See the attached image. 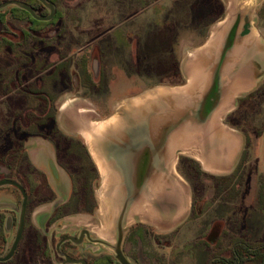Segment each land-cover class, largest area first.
<instances>
[{"label": "rangeland", "instance_id": "rangeland-1", "mask_svg": "<svg viewBox=\"0 0 264 264\" xmlns=\"http://www.w3.org/2000/svg\"><path fill=\"white\" fill-rule=\"evenodd\" d=\"M9 1L27 3L39 16L46 17L50 13L37 0H0V4ZM47 1L57 10V17L49 23H38L31 16L27 20L28 13L16 6L0 10V30L13 35L11 39L17 50L22 45H17L21 42V31L28 34L22 47L29 54L30 90L37 92L38 82L42 80L47 85L58 86L61 93L59 98L53 91L50 99L44 102L37 94L31 95L29 109L24 111V116L22 111L14 114L17 120L14 132L7 134V146L13 151H0L1 157H5V152H14L19 158H25L26 147L45 153L46 161L54 167L50 171L45 166L49 184L57 193L53 199H61L55 205L70 200L73 207L81 209L82 215L87 216L86 209L93 212L92 217H78L63 224L87 225L94 233L98 232L109 248L95 247L98 249L95 253L107 252L115 259L112 245H116L118 239V219L113 223L106 207V200L112 196L114 188L109 183V172L98 167L79 132L88 128L86 121L96 126L113 116L115 120L123 119L134 126L136 121L130 113L135 112L137 105L136 100L129 97L144 94L142 98L148 100L150 97L160 106L163 101L158 100V88L189 85L188 73L194 69L190 60L197 45L208 35L219 1ZM232 2L234 10L244 11L242 15L247 14L253 21V28L264 37V0H223L222 17L229 16ZM55 48L60 50V55L54 54ZM1 58L12 61L13 68L22 61L4 55ZM188 62L189 67L186 66ZM58 63L61 65L56 73L52 70L39 75ZM247 66L256 72V87L239 93L233 102L234 110L221 117L227 132L238 140L237 159L231 166L207 171L201 163L199 166L194 164L192 161H197L188 154L179 155L176 171L184 179L179 183L189 186L187 191L191 192L193 209L187 222L173 232L166 226L158 225L156 229L150 225L148 213L143 218L148 223L143 225L138 222L131 225L133 221L125 218L123 232L126 239L122 250L132 263L213 264L215 261L219 264L222 259L233 260L236 249L241 251L242 247L250 245L253 257L249 255L250 250H242L243 258L249 260L246 264H264V48L258 51L253 43L248 46L236 71ZM20 69L21 66L13 71L14 80ZM2 89L5 91L6 87ZM152 116L155 115L150 112L148 117ZM55 117L56 123H53ZM39 121L43 126H37ZM40 130L49 134L53 145L48 140L27 136V133ZM3 137L2 134L0 138ZM35 140L39 143L26 146ZM227 141L230 143V138ZM98 142H101L98 146L94 142V152L103 153L106 159L118 151L110 141L100 139ZM82 146L88 150L98 171L97 181L92 179L95 173ZM25 160L22 164H26ZM21 168L28 169L26 166ZM5 170L3 177L8 175ZM158 170L170 176L173 174L170 166L161 165ZM87 173L93 184L90 199L95 200V207L93 203H84L85 191L80 177ZM50 199L47 198L45 206L47 212L54 204ZM119 207L121 211L120 204Z\"/></svg>", "mask_w": 264, "mask_h": 264}, {"label": "flooded vegetation", "instance_id": "flooded-vegetation-1", "mask_svg": "<svg viewBox=\"0 0 264 264\" xmlns=\"http://www.w3.org/2000/svg\"><path fill=\"white\" fill-rule=\"evenodd\" d=\"M37 1L41 3L39 0ZM27 13L26 19L28 20L31 14L29 12ZM49 15L50 13L47 16ZM56 17L57 10L51 21ZM36 21L38 23L51 22ZM250 22L253 26V21L250 20ZM243 32L245 33L246 31L244 30ZM27 36V32H23L22 30L19 36L21 42L17 43L18 47L22 44L19 51L11 39L13 35H8L6 31L0 30V92H2L0 93V136H2V134L4 135L3 138H0V151H13L7 146L9 141L7 134L12 135L14 132L15 123L17 122L14 114H19L22 111L23 115L24 111L29 109L31 95L35 97L37 94L39 99L43 102L46 99H50V93L53 91L55 95H59V98L61 96L58 86L55 84L47 85L42 80H39L40 83L38 82L37 92L34 89L30 90V81L27 76L29 69V54H27V52L24 51V47H22L24 46V40L28 38ZM59 51V49L55 48L54 54L60 55ZM1 55L16 60H22L21 63L17 62L18 65L15 67L18 68L21 66L17 76H15V80L13 78V71L15 70L13 66H15V64L10 60L2 59ZM60 65L61 63L54 64L44 69L39 75H44L52 70L56 73L60 70ZM19 77H21V80ZM20 82H22V84H20ZM4 87H6V90L2 91ZM9 87L12 89L7 90ZM14 98L16 99L14 100ZM130 115L132 116L131 113ZM56 117L53 119V123H56ZM132 118L134 120L136 119L133 116ZM121 121L127 133H120L118 138L120 146L117 147L118 151L114 153L111 158L113 156H122L123 165L127 167V170L123 168L124 175L127 183H130L132 186L130 188L131 193L125 194L124 197L121 195V210H124L122 217L123 225L133 204L138 200L137 193L139 190L144 187L140 196H143L145 193L150 197V188L148 182L146 183L145 181L148 175L152 173V157L156 153L154 151L156 145L150 144L147 146L142 142L140 133L138 134L139 122L136 121V124L131 126L125 125L128 124L125 120L121 119ZM41 125L39 121L37 126L40 127ZM18 130L20 131V128H18ZM58 131L61 133L59 129ZM27 134V136L31 138L48 140V142L53 145V140L46 132L40 130L33 134ZM63 134L66 135L65 133ZM30 142H28L26 146L30 145ZM34 144L35 142L31 143V145ZM26 149L24 150L25 158H19L18 153L14 152L9 154L5 152V157H1L0 152V264H120L116 258H111L110 254L107 252L95 253V251L98 250L97 248L95 249V247L100 246L108 249L109 246L104 239L99 238V236L90 230L87 225L82 226L76 223L63 224V222L67 220L76 219L78 217H92L93 212L86 209V212H88L86 213L87 216L82 215L80 212L81 209L79 207H73L70 200L55 205V203L61 199H53L57 193L49 184V173L47 172L48 169L51 171V169L54 168L53 164L46 161L45 153L40 152L39 155L41 160L40 162H36V160L31 158L30 149ZM82 149L84 153H86V160L91 162L88 150L83 146ZM24 160L26 164H22ZM23 166H26L28 169L23 170L21 168ZM45 166H48V169L46 168L45 170ZM17 167L18 171L16 170ZM5 169L8 170V175L3 177V174L6 172ZM81 177L80 182L82 179ZM47 198H52L50 199L52 200L51 203H54L51 210L48 212L45 210V206L48 202ZM1 201H4V203H1ZM74 205L76 206L77 204ZM137 222L140 223V225L144 224L141 221ZM137 222H135L134 225H136ZM125 239L124 237L122 245L125 243ZM126 258L128 260L130 259L128 256H126Z\"/></svg>", "mask_w": 264, "mask_h": 264}, {"label": "bare ground", "instance_id": "bare-ground-1", "mask_svg": "<svg viewBox=\"0 0 264 264\" xmlns=\"http://www.w3.org/2000/svg\"><path fill=\"white\" fill-rule=\"evenodd\" d=\"M233 1L235 2L237 0ZM234 7L235 5L232 2L230 14L227 19L216 27L211 39L205 45V47L199 48L195 51L194 56L191 59V62H193L191 65L194 69L193 71H189V85L175 88H158L160 91L158 95L160 99L158 100H162V104L164 106H157L155 100L150 97L148 100L142 98L143 96L133 99L134 101L136 100L135 106L137 105L136 109L133 110L135 112H131L134 118L142 119L147 115V113L153 111L155 112V117H153V120L155 121L152 123V125L160 123V121L157 119L159 117L169 118L171 120L170 128L165 140V149L163 150L161 157L166 160L173 175H175L181 181H183V179L176 171V164L179 156L177 151L180 150L181 154L191 153L189 145L198 143V140H196L195 137L200 138V135L196 134L199 131L198 125L200 123L197 119L196 113L198 102L210 89L212 75L215 70L214 68L217 65L216 60L218 57H220L225 37L238 12V9L234 10ZM252 43L258 51L263 50L264 45L262 43V39L255 28H253V34L250 37L236 43L235 49L228 55V58L223 66L221 78H224L226 84L222 87V101L212 118L209 120L211 130H213L215 133L213 137H222L229 140L230 135L222 132L224 131V124L221 121V117L224 114L231 113L234 110L233 102L238 97L239 93L250 91L256 87L258 77H252V74L250 73L253 72V74H255L256 72L250 66L244 67L242 70L243 72L240 71L234 75H231L232 77H228L229 74L240 63L241 55L247 51L248 46H252ZM114 120L115 118H110L108 120L100 121L96 126H94V123L91 121H86L85 124L88 128L83 129L82 132H79L80 135L85 139L86 145L89 147L92 157L97 163L98 167H100L105 172L107 165L102 159V156L94 152V140L92 137H100L104 131L105 132L103 135L105 137H114L116 134L118 135V133L120 134V132H123V122L121 120ZM155 130L157 131V125L155 126ZM193 139L196 140L195 143L192 142ZM234 148L235 146L232 147L233 150ZM194 158L201 161L204 164L205 170L207 171L215 169L220 170L222 167L220 165L221 161L219 159L211 157L208 160V158L203 157L200 152H196ZM107 172L109 171L107 170ZM160 176H162L164 180H160ZM109 180V183H112L111 185L114 189L112 196L106 200V207L109 211L108 214H111L110 218H112L114 223L116 218L118 219L121 212L119 207L120 200L118 199V196L123 195L124 197L126 192L123 185L119 181V178L114 177L113 179L109 178ZM149 180L148 186L150 188L152 198H154L156 195L167 194L169 192L167 189H164L165 186L168 185L167 181L171 184L166 176L158 173ZM170 189L172 192L174 191L172 188ZM151 202L152 200H150V197L147 194H143L142 198L136 200L133 204L130 211L131 214L145 212L148 213ZM131 214L130 221L133 220V215ZM96 234L98 235L99 233L96 232ZM100 235H102V232H100Z\"/></svg>", "mask_w": 264, "mask_h": 264}, {"label": "crops", "instance_id": "crops-1", "mask_svg": "<svg viewBox=\"0 0 264 264\" xmlns=\"http://www.w3.org/2000/svg\"><path fill=\"white\" fill-rule=\"evenodd\" d=\"M218 1H219V5H218L219 9H218V12H217V15H216L214 21L211 23V25L209 27L208 35L205 36V39H204L205 41H203L202 44L197 45L195 51L198 50L199 48L205 47V45L211 39V37L214 33L213 31L216 29V27L219 24H221L222 22H224L228 17L227 15L225 17H222L223 8L221 5V2L223 3V0H218ZM228 8L229 7L227 6L226 10H228ZM258 34L260 35V37L262 39V43L264 45V37L260 33H258ZM190 62H191V60H190ZM191 63L193 64V62H191ZM186 66L189 67V62L186 64ZM235 70L236 69H234L233 71H235ZM175 87H179V86H175ZM175 87L173 86L172 88H175ZM143 95L144 94H139V95H135V96L129 97V98L135 99V98L142 97ZM113 117H110V118H113ZM209 120H206L204 122H200V124L198 125L199 131L196 134L200 135V138L195 137V139L198 140V143L189 145L191 153H188V155H189V157L195 159L194 156H190V154L200 152L202 154V156L205 158H208V160L211 157H213L215 159H219L221 161L220 165L222 167L223 166H231L230 164L232 162H234V160L237 159V156H238V151H239L238 140H237L236 136H233V134L231 135V132L230 133L227 132V129H226L227 126H225V125L223 128L224 131H222V132L225 134L227 133V135H230L229 136L230 137V143H228L229 141H227V139H224L222 137H213L215 135V133L213 130H211V127L209 125ZM63 133H65V132H63ZM167 134H168V132H164V133L162 132V135H163L162 138H165V140H166ZM152 135H153V133H150V137H152ZM157 135H158V132H157ZM96 137H94V142L98 146L99 144H101V142H98V141L100 139H105V137H103V136H100V137L96 136ZM143 139H145V142H144L145 145L149 146L150 143L147 141L148 140L147 134H144ZM149 139L151 140V138H149ZM195 139H193V141H192L193 143L196 142ZM231 140H232V142H231ZM104 141H106V140H104ZM221 141H224L225 144L223 145ZM34 142L37 144L39 143V141H37V140L33 141V143ZM31 143L32 142H30V144ZM232 146H235L234 150L232 149ZM158 148L161 151L165 149L164 146H161V145L157 146L156 145L154 151L156 152V149H158ZM88 149H89V147H88ZM89 152H90V150H89ZM30 154H31V158L33 160H36V162L37 161L40 162L41 157L39 155V151H36L34 149H30ZM186 154L183 153V154H179V155H186ZM99 155H101L105 159L103 153L102 154L100 153ZM152 161H153L152 167H155L156 169H158V167L161 165L168 166L166 160L162 157L158 158L157 156L154 155L152 157ZM196 161L198 163H201V165L204 168V164L201 161H199V160H196ZM121 164H122L121 165L122 168L119 167V172L117 174L118 178H120L122 175L125 174L123 168H127L125 165H123L122 162H121ZM232 165H234V164H232ZM158 171H157V174H158ZM162 175L164 176V173H162ZM165 176L171 182L170 185L168 184L164 188V189H167V191H169V192L167 194L156 195L154 198H152V194L150 193V200H152V202H151V206L149 207L150 210L148 211V215H149L148 219H149V224L152 225L154 228L158 229V225L166 226L167 228H169L168 231L173 232L177 228H179L184 222H187L186 220L189 218L188 215H189V213H191V211L193 209L192 208L193 202H192V198L190 195L191 192L187 191V188H189L188 185L187 186L181 185L179 183L180 179L177 178L173 174L171 176H169L168 174H165ZM121 179H122V177H121ZM160 180H162V179H160ZM167 183H168V181H167ZM170 188H172L174 191L172 192V190ZM175 192H177V193H175ZM118 197H119L120 205H121L122 196L119 195ZM130 214H131V212L126 217L129 220H130ZM144 214H147V212L131 214V215H133V220H132L133 222L131 225H134L135 222H137V221H141L144 224H147L148 222L143 220V218L146 216Z\"/></svg>", "mask_w": 264, "mask_h": 264}, {"label": "water", "instance_id": "water-1", "mask_svg": "<svg viewBox=\"0 0 264 264\" xmlns=\"http://www.w3.org/2000/svg\"><path fill=\"white\" fill-rule=\"evenodd\" d=\"M39 1L49 10V12H50L49 16L40 17L34 12V10L30 6H28L25 3L19 2V1H9V2H6L4 4H0V10H2L8 6H16V7H19L21 9L29 12L31 14V16L36 20L51 21L55 15V13H56V9H55L54 5L49 3L47 0H39ZM242 14H243L242 12L238 11L236 16H235L233 23L229 27L228 33H227L225 40H224V43H223V48H222L220 57H218V59H217V65L215 66V70H214V73L212 75V80L210 83L211 84L210 89L202 96L201 100L198 102V107H197L196 113H197V119L199 122H204L206 120H209L214 115L216 109L221 104V101H222L221 95H222V90H223L222 87L226 84V81L224 80V78L223 79L221 78V71L223 69V66H224L227 58H228V55L233 52L237 42H240L241 40L248 38L253 34V26L251 25L249 17H247V14H244V15H242ZM244 30L246 31L245 33L243 32ZM237 66L235 67L236 70H237ZM236 70L232 71L228 77L230 78V77H232L231 75L238 73L237 72L238 70L237 71ZM250 74H252V77H254L253 72H251ZM153 113H155V112H153ZM149 114H150V112L147 113V115L142 119L141 118L135 119V121L139 122L138 123V134L140 133V136L142 138L143 143L145 142V139H143L144 134H147L148 135L147 141L150 144L157 145V146H160V145L164 146L165 145V138H162L163 137L162 132L163 133L168 132V130L170 128V121L171 120L169 118H162V117L157 118L160 121V123L156 124L157 125V131H156L155 130L156 125H152V123L155 120H153V116L149 118L148 117ZM125 125H128V124H125ZM104 132L101 134V136H103V137H105L103 135ZM123 132L127 133L125 129ZM123 132H120V133H123ZM157 132H158V135H157ZM150 133H153L152 137H150ZM119 136H120V134L118 133V135L116 134L114 137L107 136V137H105L104 140L110 141V142H112L113 145L118 147V146H120V142L118 141ZM93 137H95V136H93ZM149 138H151V140ZM162 152H163V150L161 151L159 148L156 149L155 156H157L158 158H161ZM180 152L181 151L178 150L177 154H181ZM124 153H125V151H124ZM104 161L107 165V170L110 173L109 177L112 179L114 177H117V174L119 172V167L122 168L121 167V165H122L121 162L123 163L122 156H119V157L113 156L110 160L106 159V157H105ZM157 171H158V169L153 167L152 173H150V175H148L145 182L147 183L148 181H150L149 179L152 178L154 175H156ZM158 173L162 174L160 171H158ZM164 176H165V174H164ZM169 176H170V174H169ZM121 177H122V179H121ZM121 177L119 178V181L123 185L124 190H125L126 195H127V194L131 193L130 188L132 186L130 183H127L125 175H122ZM161 178H162V180H164L163 177L160 176V179ZM168 184L170 185L169 182H168ZM0 185H1V183H0ZM142 189H140L139 192L137 193L138 194L137 195L138 200L141 199V197H142V196H140L142 193ZM118 199H119V197H118ZM123 213H124V210L123 211L121 210L120 215H119L118 220H117L118 239H117L116 245H114V246L112 245V249L115 253L116 260L120 264H133L132 262H130L126 258V256L123 253V250H122V243H123V239H124V232H123V225H122Z\"/></svg>", "mask_w": 264, "mask_h": 264}, {"label": "trees", "instance_id": "trees-1", "mask_svg": "<svg viewBox=\"0 0 264 264\" xmlns=\"http://www.w3.org/2000/svg\"><path fill=\"white\" fill-rule=\"evenodd\" d=\"M194 164H198V162H195L194 160L192 161ZM90 163V167L92 168V170L94 171L95 174H93V178L92 179H95L96 178V181L99 179V174H98V171L95 167V165L93 164V162H89ZM87 174L83 175L81 178V186L83 187V190L85 191V198H84V202L86 203H93L94 207H95V200L93 198L90 199V197H92L91 195H93V191H92V182H91V178L90 176L88 177ZM92 200V202H91ZM76 204V203H75ZM92 207V205L90 206V208ZM94 209V208H93ZM91 208V210H93ZM201 214L199 213V216ZM197 216V217H199ZM250 248H252L250 245H245V248L242 247L241 248V251H240V248L239 249H236V251L234 252V257H233V260H228V259H222V260H219L221 264H246L249 260L246 259L245 257L243 258V251H249ZM243 250V251H242ZM257 251V250H256ZM249 255L250 257H253L254 256V252H252L251 250L249 251ZM262 252H260L259 254H261ZM263 254V253H262ZM215 263V261H213V264ZM218 263V262H216ZM215 263V264H216ZM219 263V264H220Z\"/></svg>", "mask_w": 264, "mask_h": 264}]
</instances>
